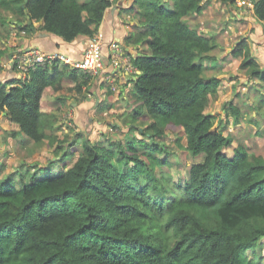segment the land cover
<instances>
[{
    "label": "trees",
    "instance_id": "obj_1",
    "mask_svg": "<svg viewBox=\"0 0 264 264\" xmlns=\"http://www.w3.org/2000/svg\"><path fill=\"white\" fill-rule=\"evenodd\" d=\"M115 1L0 0V10L24 23L20 30L40 24L71 43L94 37ZM204 2L133 0L125 9L138 19L127 41L147 47L131 58L139 71L134 119H151L146 128L131 127L140 138L86 139L78 154L63 152L21 187L0 166V264H262L264 158L234 147L210 111L220 79L204 77L205 61L219 46L184 20L203 14ZM253 12L264 22V0L254 1ZM235 55L264 80L246 40ZM93 77L55 62L0 80V112L35 143L50 139V110L63 106L56 94L72 84L82 95ZM230 106L237 124L240 110ZM169 131L185 153L201 157L182 181L162 170L172 162L158 139Z\"/></svg>",
    "mask_w": 264,
    "mask_h": 264
},
{
    "label": "rangeland",
    "instance_id": "obj_2",
    "mask_svg": "<svg viewBox=\"0 0 264 264\" xmlns=\"http://www.w3.org/2000/svg\"><path fill=\"white\" fill-rule=\"evenodd\" d=\"M206 3V10L203 14L199 16L191 14L184 17V20L202 35L213 36L212 38L216 42L221 41L220 46L218 44L219 47L210 52V58L205 61V65H208L204 77L206 79L220 78L218 93L210 106V111L215 115L218 126L219 123L226 125L223 131L234 139V147L244 145L250 153L264 158V80L253 77L250 70L241 68L242 59L235 55L238 45L246 40L253 58L259 62L264 73V56H260L263 48L255 50V47L258 46V38H256L253 25L255 15L251 13L252 10L242 8L238 1L232 6L222 4L220 0H206ZM238 14H246L247 18L239 19ZM15 19L9 13L0 10V40L3 39L2 37L8 38L16 29L19 30L12 26L8 27L13 24ZM70 86L66 84L63 92L65 107L62 106V109L64 111H54L57 113V123L53 124L54 126L48 131L51 138L42 142L35 143L26 136L16 135L18 133L16 130L4 129L1 123L8 121L1 116L0 112V166L4 165L3 178L12 176L17 187L29 183L33 172L46 168L57 156H62L63 152L73 151L78 154L86 139L93 142L99 140L106 142L108 139L126 142L141 137L139 131L137 133L131 130L132 126L142 129L151 122L147 116L134 119L139 103L135 96L131 95L130 99H125V102L120 99L112 103L113 106L107 108L106 115L95 113L94 117L98 123L102 122L101 126H104V133L101 134L98 131L102 128L100 125L97 126V129L90 126L80 128L75 120L71 121L69 113H74L71 109L73 100H79L76 101L79 104V102L85 101V97L81 95L79 98ZM67 97L71 99H67ZM47 101L56 102L50 98ZM101 105H98L99 110H102ZM230 105L240 110L239 123L237 124ZM10 136L13 138L9 139ZM158 140L166 145L168 158L172 162L169 167L162 168V170L173 174L178 181L187 178L191 164L200 161L201 157L193 158L179 148L176 143V135L172 131L167 132L164 139ZM183 143L186 145V139L183 140ZM74 144L75 149L70 150ZM77 156L72 161L70 160L71 164L76 161ZM250 257H252L251 254ZM257 258L260 259V263L264 264V238L257 245Z\"/></svg>",
    "mask_w": 264,
    "mask_h": 264
},
{
    "label": "crops",
    "instance_id": "obj_3",
    "mask_svg": "<svg viewBox=\"0 0 264 264\" xmlns=\"http://www.w3.org/2000/svg\"><path fill=\"white\" fill-rule=\"evenodd\" d=\"M132 3L133 0H124L123 2H121V0L115 1L113 5L106 10L104 19L95 35L101 36L103 41V65L99 74L93 77L87 87L85 86L83 88L82 96L85 97V101L79 102L78 104L77 102L79 100H73L71 109L74 113H69L71 121L75 120L77 126L80 128L90 126L91 128L95 127L97 129V126L100 125L102 128L98 131L101 134L102 132L104 133V126H101L102 122L98 123V120L94 117L95 113L106 115V112H108L107 108L109 106L112 107V103L120 99H123L125 102V99H130V96L133 95L134 81L136 79L135 74H139V71L130 61L131 58H135L141 55V53H144L147 47L143 43L138 45L127 41L132 36V33L137 32L136 27L138 26V19L135 18L132 13L125 10L130 7ZM206 4L205 0L204 7L207 6ZM251 13L254 15V12ZM237 17L243 20L247 18L246 14H238ZM27 21L28 25L32 24V22L29 24V19ZM23 25L24 23H18L17 20H14L13 24L8 27L10 28L12 26L15 29H19V27H23ZM253 25L257 35L256 38H258V46L255 47V50L258 51L263 48L260 56H264V22H260L255 17ZM5 27H7V25H5ZM2 38L3 39L0 40V80L3 82L21 78L20 73L16 69L7 66V62L14 54L37 49L43 54L63 55L70 61H79L83 58L87 44L91 39L88 37H78L73 42L66 43L61 37L40 30V24H35L34 28L30 31L16 29L8 38ZM217 42L220 46L221 41ZM57 62L64 64L60 61ZM207 65L208 64H206V66ZM257 78L263 79L262 77ZM70 88H73L72 84ZM63 92L64 90L58 92L56 95L63 98V107H65ZM77 96L79 98L81 97V95ZM67 99L71 98L67 97ZM99 104H102L100 107L102 110H99ZM54 111L56 110H50L51 114L56 116L57 113ZM58 111L64 110L60 109ZM1 116L7 120L5 118L6 113L1 112ZM56 123L57 118L54 125ZM1 126L4 127V129L10 128L16 130L18 132L16 135L24 137V134L20 133L19 126L14 123L8 121L1 123ZM12 138L13 136H10L9 139Z\"/></svg>",
    "mask_w": 264,
    "mask_h": 264
},
{
    "label": "built area",
    "instance_id": "obj_4",
    "mask_svg": "<svg viewBox=\"0 0 264 264\" xmlns=\"http://www.w3.org/2000/svg\"><path fill=\"white\" fill-rule=\"evenodd\" d=\"M242 8L254 10L253 0H238ZM103 41L101 36L92 37L84 52L83 58L79 61H70L63 55H47L37 49H31L26 52L14 54L7 62L8 67L16 69L21 76L28 75L31 71L45 65L52 66L55 62L67 64L73 68H78L83 72L96 76L101 71L103 62Z\"/></svg>",
    "mask_w": 264,
    "mask_h": 264
},
{
    "label": "clouds",
    "instance_id": "obj_5",
    "mask_svg": "<svg viewBox=\"0 0 264 264\" xmlns=\"http://www.w3.org/2000/svg\"><path fill=\"white\" fill-rule=\"evenodd\" d=\"M131 62V61H130ZM132 63V62H131ZM133 65V64H132ZM135 67V66H134ZM136 68V67H135ZM29 75V74H28ZM27 76V75H26ZM26 76H21V78L23 79V78H25ZM21 78H19V79H21Z\"/></svg>",
    "mask_w": 264,
    "mask_h": 264
},
{
    "label": "water",
    "instance_id": "obj_6",
    "mask_svg": "<svg viewBox=\"0 0 264 264\" xmlns=\"http://www.w3.org/2000/svg\"><path fill=\"white\" fill-rule=\"evenodd\" d=\"M26 1H28V0H26ZM124 0H121V2H123ZM29 24H31V20H29Z\"/></svg>",
    "mask_w": 264,
    "mask_h": 264
}]
</instances>
